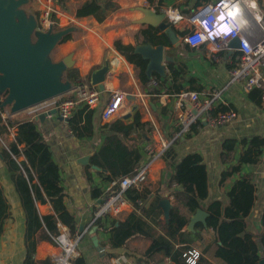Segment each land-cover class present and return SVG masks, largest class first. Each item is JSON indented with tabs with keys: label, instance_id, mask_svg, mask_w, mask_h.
<instances>
[{
	"label": "crops",
	"instance_id": "obj_1",
	"mask_svg": "<svg viewBox=\"0 0 264 264\" xmlns=\"http://www.w3.org/2000/svg\"><path fill=\"white\" fill-rule=\"evenodd\" d=\"M83 1L85 0H67L65 6H61L58 21L60 26L67 27L74 24L76 27L84 29L91 47L82 46L83 38L70 39L59 45L60 55L66 56L71 49L75 48L76 65L74 67L78 69L79 74L86 81H88V77H91L94 70L105 64V61H110L112 57L119 59V65L108 72V74L112 72L113 77H111L112 75L107 76L105 91H102V99L99 108H97V113L94 115L95 135L78 138L70 134L57 114L48 115L45 113L44 119L40 118L41 115L35 119L61 168L63 185L68 193L66 204L77 219L78 228L76 231H84L79 244L80 254L86 257L88 264H172L169 258H163L162 255H158L149 263L138 262L137 259H141L144 251L150 245L148 239H133L124 249L115 250L120 255L106 260L104 258L106 248L103 243L108 239L109 233L105 229L118 218L108 217L100 220L99 225L97 223L90 225L95 205L102 197L111 192L114 186L112 180L104 178L107 172L102 174L101 169H95L93 166L89 169L85 167V164L79 162V158L88 154L92 156L105 139L106 134L101 131L100 127L106 122L102 120L101 113L110 98L113 86H120L129 93V103L142 101L150 106V108L145 107L141 113L142 121L151 123L150 131L144 133L138 130L132 135V137L137 138L138 145H141V139L145 136L146 139L156 145L173 144L178 156L177 159L190 152L199 153L203 157L209 178V196L202 202L205 207L215 200L222 201L225 206L229 201L228 193L234 183L243 178L252 179L256 188V204L246 220L248 230L258 234L263 229L261 217L264 214V150L258 163H243L239 170L233 171L222 181L223 173L231 171L247 150L248 144H243V141H250L255 136L264 139V104L262 100L259 101L255 99L256 97H252L251 90H248L243 82L229 83L230 70L235 65L239 54L237 48L231 45V40L230 49L221 52L218 56H213L209 54L205 44L188 45L183 38L185 32L175 27L180 36V42L177 45H172L168 37L165 36L168 39L164 43L165 53L172 57V60L165 62L166 75L161 76L159 74L162 77L160 78L161 83L154 89L156 90V93L153 92L154 96L147 93L146 86L136 76L134 65L114 45L117 38L121 39L123 43L132 44L135 47L146 43H152L156 46L160 43V39L165 34L158 28L140 23V19L144 16L141 8L148 7L149 2L152 5H171L183 15L191 16L196 14L202 5L215 0H116L119 9L103 22H98L94 16L76 17V7L78 3ZM258 3L259 7L264 10V0H258ZM64 20L66 21L65 24L63 23ZM144 30L155 35H149L147 32H143ZM170 63H173L175 69L180 72L179 79L175 82L171 77L164 80L170 73ZM156 74L158 73L153 72L150 79L157 78ZM178 83L181 85L180 91L196 90L208 94L215 89H223L215 111H222L226 107L227 110L236 111V118L219 126H212L202 121L194 125L189 134L178 137L179 126L175 106L176 93L178 92L175 88ZM28 111H21L26 114V117L17 118V120L29 119ZM121 119L125 123L133 122L134 112L122 114ZM16 130L17 127L9 133V139L14 138ZM227 139L237 140L235 149L229 153L223 147V143ZM22 159L24 157H20L18 161ZM146 160L147 156L145 158L142 155L140 165L144 164ZM7 161V157L4 156V165L0 167V186L9 205L8 212L3 218L2 232L0 233V264H25L27 256L26 215L21 198L11 179V173L6 169ZM164 167L162 160V171ZM161 175L162 172L154 183L151 181L148 183L149 185L147 184L152 192L150 199L145 201V206H148L151 199L158 193H162L161 199L167 198L165 193L172 189L173 184L168 186L167 183L164 185L159 183ZM97 193L100 196L95 197ZM171 203L173 204V202ZM36 204L41 215L54 213L51 203L37 201ZM213 236L214 232L211 229H196L195 227L190 236L193 240L192 249L199 250L203 255L207 249L213 255ZM95 237H97L96 242ZM56 252L57 248L53 242L41 240L37 244L34 259L40 264H48ZM262 255L264 256V254ZM210 258L214 263L218 262V259L216 260L212 256Z\"/></svg>",
	"mask_w": 264,
	"mask_h": 264
},
{
	"label": "trees",
	"instance_id": "obj_2",
	"mask_svg": "<svg viewBox=\"0 0 264 264\" xmlns=\"http://www.w3.org/2000/svg\"><path fill=\"white\" fill-rule=\"evenodd\" d=\"M65 6L67 0H56ZM119 9L116 0H85L78 3L75 15L77 18L94 16L98 22H103L112 13ZM54 19L57 21L56 17ZM143 32H147L144 30ZM149 35L154 33L149 32ZM155 35V34H154ZM163 35L160 43H166L168 39ZM73 38L72 34L64 37L62 42ZM156 40V39H155ZM157 41V40H156ZM115 48L134 65L136 76L142 84L150 81L146 73L147 60L140 53L135 52V46L125 44L121 39L114 41ZM180 72L170 63V73L164 80L170 77L173 81L179 79ZM67 78L73 83H80L84 79L76 67L66 71ZM157 78H162L156 74ZM90 81V77L87 78ZM178 83L175 90L180 91ZM156 93V90H152ZM151 91V92H152ZM261 89L251 90V96L261 100ZM1 98V97H0ZM97 108L82 107L77 109L69 118L68 125L73 135L78 138L92 137L95 135L94 115ZM227 110L226 107L222 111ZM17 130L13 139H9L8 126L2 121L0 115V153L7 157L6 169L11 173L16 190L21 198L25 211V239L27 256L25 264H40L34 259L38 242L41 240L53 241V237L59 234V224L67 225L73 231L77 230V219L66 204L68 193L63 185L61 168L54 158L53 152L42 132L33 119L14 120ZM12 124V125H13ZM150 122H143L139 111L134 114L131 123H125L122 119H116L111 123H104L100 128L106 136L100 147L90 157V163L85 167L96 166L105 174L104 178L113 180L117 177L133 173L140 166L142 153L137 144V138L132 137L134 132L141 130L144 133L150 131ZM237 144L236 139H227L223 143L226 152H232ZM248 144L247 150L240 157L239 163L232 167L231 171L224 172V181L233 171L239 170L243 163H258L264 150V139L255 136ZM20 157H24L18 161ZM177 153L173 144L163 156L165 167L163 168L159 183L168 186L176 183L174 189L175 202L170 211L169 218L164 214L160 206L162 193H158L148 206L137 205V208L125 217L114 220L105 229L109 233L108 239L103 243L106 248L104 258L110 260L120 253L115 250L124 249L133 239H148L150 245L144 251L138 262L149 263L162 255L169 258L172 264H189L184 254L192 250L193 240L190 238L193 230H188L190 217L197 209L208 212L207 225L202 222L195 224L196 229H211L214 232L213 255L207 249L201 254L196 264H259L264 258V214L261 217L263 229L254 234L248 230L246 218L252 212L256 204V188L251 178L237 180L228 193L229 201L224 206L222 201L215 200L208 206L203 201L209 196L208 169L203 157L196 152H190L177 159ZM172 173H171V172ZM171 174V175H170ZM36 180V181H35ZM117 188V187H116ZM114 188V191L117 189ZM152 190L145 185L143 189L129 188L128 197L135 201L142 199L144 202L150 199ZM100 196L99 193L95 197ZM51 203L54 213L41 215L36 202ZM9 205L5 199L3 189L0 186V233L2 232L3 218L8 212ZM101 221L97 222L99 225ZM114 250V251H113ZM210 256L218 259L214 263ZM75 264H88L84 255H79Z\"/></svg>",
	"mask_w": 264,
	"mask_h": 264
},
{
	"label": "built area",
	"instance_id": "obj_3",
	"mask_svg": "<svg viewBox=\"0 0 264 264\" xmlns=\"http://www.w3.org/2000/svg\"><path fill=\"white\" fill-rule=\"evenodd\" d=\"M41 18L46 27L53 25L54 16L58 19L61 4L56 0H39ZM149 4L153 11L163 12L168 21L184 34L185 42L190 46L205 44L210 55L218 56L221 52L230 49V40L240 38L237 61L230 70L229 83L243 82L248 90L261 89V100L264 104V10L259 7L258 0H215L205 3L199 11L191 16L183 15L174 6ZM119 65V59L112 57L109 61V70ZM108 70V72H109ZM108 74V73H107ZM109 73L107 76H111ZM113 77V75L111 76ZM161 83L160 78H153L146 84L147 93L155 95L152 90ZM152 91V92H151ZM223 89L213 90L211 93H201L196 90H182L176 93L175 106L177 111L178 131L177 136L189 134L194 125L206 122L212 126H219L233 121L237 113L235 110L215 111L216 104L222 96ZM129 93L120 86L111 88V95L103 107L101 117L105 122L121 119L122 114L139 111L150 106L144 102L129 103ZM102 99V90L90 81L83 80L76 83L74 88L57 99H49L27 108L29 119H37L42 113L50 114L53 110L62 118V122L73 135L68 125L69 118L77 109L82 107H98ZM2 121L11 132L16 128L13 124L14 114L10 108L0 106ZM13 124V125H12ZM148 135V134H147ZM140 151L147 156L133 173L117 177L112 184L117 191L112 190L102 197L95 205L93 219L90 225L108 217L121 218L137 208L143 206L142 199L131 200L127 191L129 188L143 189L148 183L155 182L162 172V160L171 143L156 145L145 136L141 139ZM113 188V189H114ZM165 193V196L175 202L174 189ZM59 234L53 237L57 252L52 255L48 264H75L80 255L79 244L84 231H73L67 225L59 224ZM202 253L197 249L187 251L189 264H196Z\"/></svg>",
	"mask_w": 264,
	"mask_h": 264
},
{
	"label": "water",
	"instance_id": "obj_4",
	"mask_svg": "<svg viewBox=\"0 0 264 264\" xmlns=\"http://www.w3.org/2000/svg\"><path fill=\"white\" fill-rule=\"evenodd\" d=\"M28 0H0V106L10 108L12 113L25 110L35 104L57 97L71 91L75 84L66 76L67 69L74 67L75 60L72 54L54 62L48 57L56 44L63 41L64 37L76 29L69 26L54 33L53 25L46 33H40L35 43L31 36L36 22L31 17L19 10ZM143 18L140 23L158 28L169 39L172 45L180 42V36L175 27L168 21L165 13L153 11L149 7H142ZM17 17L19 20H17ZM231 45L238 48L240 38L231 39ZM135 52L140 53L147 62L146 73L149 78L153 72L161 76L166 75V61L172 57L165 53V44H141L135 47ZM109 70V61L94 70L90 82L105 91V81ZM52 114H56L53 110ZM45 113L40 118L44 119ZM62 120L61 117H59ZM91 155H84L79 162L85 165L90 163ZM4 165V155L0 153V167ZM95 169H98L93 165ZM164 217L170 216L173 206L168 198L160 200ZM208 213L199 208L190 217L188 230H194L195 224L202 222L207 225ZM83 230V227H81ZM95 242L97 237L94 238ZM259 264H264V258Z\"/></svg>",
	"mask_w": 264,
	"mask_h": 264
},
{
	"label": "rangeland",
	"instance_id": "obj_5",
	"mask_svg": "<svg viewBox=\"0 0 264 264\" xmlns=\"http://www.w3.org/2000/svg\"><path fill=\"white\" fill-rule=\"evenodd\" d=\"M6 1H9V0H6ZM40 7H41V4L39 2V0H28V2L24 3L20 8L19 10L23 11L28 18H33L36 22V25H35V28L32 32V38H31V41L32 43H35L38 39V35L40 33H46L50 26L49 27H46V24L44 23V21L42 20L41 18V10H40ZM17 20L18 17H17ZM63 23L65 24L66 21L64 20ZM74 25V24H73ZM73 25H68L67 27L69 26H73ZM76 26V25H74ZM66 27L63 25H59V21L57 19V21L55 20V22L53 23V28H52V32L56 33L58 31H60L61 29H65ZM70 34L73 35V38H83V42H82V46L85 47V48H90L91 47V44L89 43V39L86 37V33L84 31V29H82L81 27H76V29L72 32H70ZM61 43H64V42H59L58 44L55 45L53 51L51 52V54L49 55V59L54 61V62H57L59 60H62L63 57L60 55V51H59V45ZM66 43V42H65ZM75 48L74 49H71L70 52L68 54H72L73 56V59H74V52H75ZM67 54V55H68ZM75 60V59H74ZM76 65V60H75V63H74V66ZM75 84V83H74ZM54 100L57 99V97H54L53 98ZM22 111H27V109L25 110H22ZM26 113V112H24ZM14 114V113H13ZM14 115L15 118L17 119H23L24 117H26V114H23V112H17V114L15 113ZM25 115V116H24ZM14 118V120H16ZM154 183V182H152ZM149 185V184H148Z\"/></svg>",
	"mask_w": 264,
	"mask_h": 264
}]
</instances>
